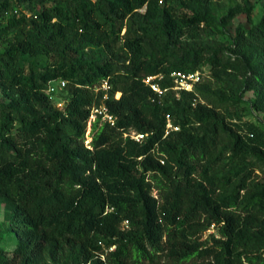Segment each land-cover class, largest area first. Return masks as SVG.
Here are the masks:
<instances>
[{"label":"trees","instance_id":"trees-1","mask_svg":"<svg viewBox=\"0 0 264 264\" xmlns=\"http://www.w3.org/2000/svg\"><path fill=\"white\" fill-rule=\"evenodd\" d=\"M224 1L0 0V264H264V14Z\"/></svg>","mask_w":264,"mask_h":264},{"label":"rangeland","instance_id":"rangeland-1","mask_svg":"<svg viewBox=\"0 0 264 264\" xmlns=\"http://www.w3.org/2000/svg\"><path fill=\"white\" fill-rule=\"evenodd\" d=\"M224 5L221 6L219 13L224 14L226 12L225 7H229L236 4H245L248 7H250V12L248 14H238L234 16L232 19L228 20L226 28L227 31L230 33H234L235 28L238 24H244V25H250L251 22H256L263 14H264V0H225L222 2ZM3 50V45L0 43V51ZM203 72H197L199 80L197 82H194L190 86V90L193 89V85L195 83H198L200 81H206V79L209 76L208 69L206 67L203 68ZM176 90V89H175ZM120 93L118 92L116 94V97H119ZM67 97V94L65 90H58L53 95H51V101L57 108H62L65 103V98ZM246 99H253L254 95L252 93H247L245 95ZM4 99L1 92H0V100ZM246 121L252 122V123H259L264 126V113L258 112V111H252V114L247 116L245 118ZM92 123L93 121H90V119L87 122L86 130H85V145H89L91 142V130H92ZM130 135H134L133 132L130 133ZM256 174L258 175V179H261L262 175L256 171ZM4 206L0 205V222L3 220V214H4ZM213 233V230H210L206 232L203 235V239H205L209 234ZM12 240L7 239L5 242V245H11Z\"/></svg>","mask_w":264,"mask_h":264},{"label":"built area","instance_id":"built-area-1","mask_svg":"<svg viewBox=\"0 0 264 264\" xmlns=\"http://www.w3.org/2000/svg\"><path fill=\"white\" fill-rule=\"evenodd\" d=\"M171 77L174 79V83H175V89L176 90H186V91H190V86L192 83L197 82L199 80L198 74L197 72L193 73V74H185V73H181V72H173L171 74ZM156 77H147L144 79L145 84L149 85L151 87V89L157 93H160V90L158 88V86L156 84H154L152 81L155 79ZM65 87V82L62 80H58L55 81L53 83H51L48 87V94H53L58 90H63ZM101 90L105 92L103 99H106L108 97V92L111 89L110 84L107 81H103L101 86H100ZM118 93V92H117ZM114 94L115 98L116 94ZM97 117H100V119L104 122L109 123L110 125H113L115 122V119L112 115L109 114L108 109L105 107V105H100L98 107H93L91 109V113H90V121H95V119ZM168 128H170V124L167 125ZM131 138L135 139L136 141H139L140 139H143L142 135H130ZM126 224V222L124 223Z\"/></svg>","mask_w":264,"mask_h":264}]
</instances>
